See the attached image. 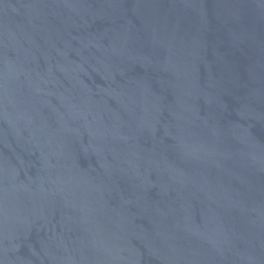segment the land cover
<instances>
[{
    "label": "water",
    "instance_id": "obj_1",
    "mask_svg": "<svg viewBox=\"0 0 264 264\" xmlns=\"http://www.w3.org/2000/svg\"><path fill=\"white\" fill-rule=\"evenodd\" d=\"M0 264H264V0H0Z\"/></svg>",
    "mask_w": 264,
    "mask_h": 264
}]
</instances>
